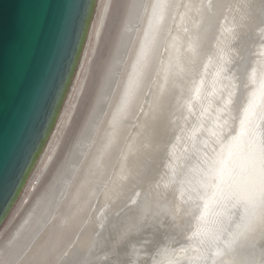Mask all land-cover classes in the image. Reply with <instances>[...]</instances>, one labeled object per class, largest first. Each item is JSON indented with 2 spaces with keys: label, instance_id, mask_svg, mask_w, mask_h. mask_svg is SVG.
<instances>
[{
  "label": "clouds",
  "instance_id": "1",
  "mask_svg": "<svg viewBox=\"0 0 264 264\" xmlns=\"http://www.w3.org/2000/svg\"><path fill=\"white\" fill-rule=\"evenodd\" d=\"M57 44L9 145L0 264H264V0H83Z\"/></svg>",
  "mask_w": 264,
  "mask_h": 264
},
{
  "label": "water",
  "instance_id": "2",
  "mask_svg": "<svg viewBox=\"0 0 264 264\" xmlns=\"http://www.w3.org/2000/svg\"><path fill=\"white\" fill-rule=\"evenodd\" d=\"M83 0H0V211L7 202L9 145L22 117L23 101L39 59L52 51L50 73L56 78L60 54L57 30L63 24L69 41L72 21ZM37 93V105L40 93Z\"/></svg>",
  "mask_w": 264,
  "mask_h": 264
}]
</instances>
